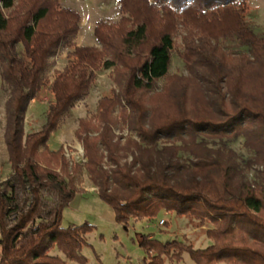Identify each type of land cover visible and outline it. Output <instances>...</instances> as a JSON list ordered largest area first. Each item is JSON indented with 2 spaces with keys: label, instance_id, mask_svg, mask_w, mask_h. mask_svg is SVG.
I'll use <instances>...</instances> for the list:
<instances>
[{
  "label": "trees",
  "instance_id": "1",
  "mask_svg": "<svg viewBox=\"0 0 264 264\" xmlns=\"http://www.w3.org/2000/svg\"><path fill=\"white\" fill-rule=\"evenodd\" d=\"M118 2L117 22H96L95 46L69 42L80 14L58 0H0V81L9 92L3 140L11 169L0 180V264L84 263V235L92 226L60 224L80 192V167L121 224L160 211L209 223L210 242L202 248L136 234L138 245L152 251L140 264H177L184 253L195 264H264V174L259 182L244 180L233 150L196 140L202 132L220 142L242 136L254 153L247 165H264V35L245 20L246 0ZM178 24L186 29L181 57L191 74L190 94L187 78H180L176 110L160 112L155 105L148 113L143 95L167 74ZM221 39L247 50L227 51ZM65 42L72 49L51 82L45 121L24 133L25 110L43 85L50 56ZM99 68L111 69L118 91L98 99L93 118L78 120L75 136L85 160L68 168L60 148L50 149L47 141ZM115 106L138 139L114 138ZM170 135L180 143L159 147V138ZM179 151L191 156L188 163L179 162ZM128 153L131 160H121Z\"/></svg>",
  "mask_w": 264,
  "mask_h": 264
},
{
  "label": "rangeland",
  "instance_id": "2",
  "mask_svg": "<svg viewBox=\"0 0 264 264\" xmlns=\"http://www.w3.org/2000/svg\"><path fill=\"white\" fill-rule=\"evenodd\" d=\"M62 4L69 8L78 7L80 12H90L94 14V20L106 21L115 23L119 20L121 13L119 11L118 0H59ZM64 1H66L64 3ZM235 3L238 0H233ZM59 2V5L61 3ZM106 2V4H105ZM118 3V9L115 3ZM247 11L245 12V20L250 28L257 35H264V0H246ZM107 6V11H102V7ZM64 7V6H63ZM100 12H102L100 14ZM111 20V21H110ZM115 20V21H113ZM186 29L179 24L172 33L173 48L170 54V63L167 74L159 78L155 82V86L150 91L143 95V99L147 105V112L152 106L158 105L160 112H173L176 110L177 103L174 95L181 92L180 78H187L188 86L186 87V95L190 94L192 80L191 74L182 60L181 54L184 50L182 41ZM94 40H93V38ZM97 40L93 35V30L88 33H76L71 40V44L86 45ZM220 45L227 51H246L244 47L236 45L235 41L228 39L219 40ZM72 49V46L67 42L60 44L49 58L46 72L44 73V81L40 90L35 97L30 100L23 119L24 133H28L39 129L45 121V113L48 104L52 101V93L50 90L51 82L57 71L61 70L67 63L69 57L67 52ZM118 91V86L113 80L111 69L99 68L95 71V78L90 85L86 94L91 96L84 100V96L76 99L71 107H69L59 118L56 133H52L47 141V146L52 149L60 148L61 155L68 163V168H72L75 164H82L85 160L83 157L84 151L81 141L75 136V129L78 127V120L81 118H93L96 113L97 101L104 95H110L111 92ZM8 89L4 87L0 81V180L5 179L11 172L7 162V151L3 140V131L5 124L4 101L8 97ZM85 94V95H86ZM190 98L188 97V102ZM119 107L115 106L113 114L116 116L117 123L113 126L114 138L120 136V142L123 143L125 137L129 136L134 139L136 136L133 132L127 130L118 117ZM56 130V129H55ZM203 131L205 129H202ZM60 135H57L59 134ZM96 134V133H93ZM186 138V136H185ZM114 139V140H115ZM198 141L203 140L207 146L218 147L225 145L235 152V160L242 172L244 180L251 182H259L263 177L264 165H247V160L254 155L253 151L243 143V137L238 136L235 139L226 140L223 138L220 142L217 138L211 137L207 132H202L197 137ZM176 143L180 141L173 139V136L160 137L158 146L164 144ZM64 146L72 151V154L67 159L63 154ZM81 149V150H80ZM104 154L102 166L108 168L110 163L106 161L105 151L101 148ZM82 153V158L80 156ZM178 159L181 163H188L191 156L186 152L179 151ZM71 160V163L68 160ZM130 161L131 155L128 153L123 159ZM58 170V165H56ZM75 184L80 192L74 195V198L66 206L61 215L60 224L65 227L70 224L79 225L88 223L92 229L87 232L84 237L89 245L82 248L81 252L85 256L83 264H140L143 257L151 254L152 251H146L138 245L136 234H149L159 241H166L173 238L182 240L183 242H191L195 248L205 247L210 239L206 237L204 230L209 226V223L197 225V219H191L185 216L175 215L173 212L160 211L155 217L129 219L126 224L117 222L114 218V212L96 193V186L88 178L85 168L80 167ZM160 219H164L162 224ZM55 252V250H52ZM78 264V263H74ZM177 264H195L187 253L183 254L182 260ZM218 264H223L219 262Z\"/></svg>",
  "mask_w": 264,
  "mask_h": 264
},
{
  "label": "crops",
  "instance_id": "3",
  "mask_svg": "<svg viewBox=\"0 0 264 264\" xmlns=\"http://www.w3.org/2000/svg\"><path fill=\"white\" fill-rule=\"evenodd\" d=\"M59 1V0H58ZM104 1H108V0H103L102 2H104ZM60 2V1H59ZM66 1H64V3H65ZM61 3V2H60ZM105 4H106V2H105ZM116 4V6L115 7H117V9H118V3L116 2L115 3ZM60 6H64V7H68L67 5H65V4H62L61 3V5ZM71 8V7H70ZM72 9H75V10H77L78 11V13L80 14V23H79V28H78V33H88V31L90 30V32H91V30H93V28H94V26H95V24H96V22L98 21V20H94V14H91L90 12H84L83 11V8H82V11L80 12V10L81 9H78V7H73ZM102 11H107L108 9H107V6H103L102 7ZM102 12H100V14H101ZM111 21V20H110ZM113 21H115V20H113ZM92 37V36H91ZM93 38V37H92ZM93 40H94V38H93ZM77 45H78V43H76ZM86 45H97L96 44V42H94V41H92L91 43H89V44H86ZM50 58H52V56H50ZM48 66V65H47ZM47 68V67H46ZM46 70V69H45ZM46 72V71H45ZM84 96V100H87L90 96H91V94L90 93H88V94H86V95H83ZM36 130H38V129H36ZM36 130H34V131H36ZM59 129H57L56 128V130H54L52 133H56L55 131H58ZM51 133V134H52ZM57 135H60V132H59V134H57ZM50 149H52V148H50ZM53 150H55V149H53ZM3 180V179H2Z\"/></svg>",
  "mask_w": 264,
  "mask_h": 264
},
{
  "label": "built area",
  "instance_id": "4",
  "mask_svg": "<svg viewBox=\"0 0 264 264\" xmlns=\"http://www.w3.org/2000/svg\"><path fill=\"white\" fill-rule=\"evenodd\" d=\"M81 150V149H80ZM63 154L67 157V159L70 157V155L72 154V151H69V149H67L65 146H64V149H63ZM80 156L82 158V153H80ZM70 163H71V160L69 159L68 160ZM164 222V219H160L159 220V223L162 224Z\"/></svg>",
  "mask_w": 264,
  "mask_h": 264
}]
</instances>
